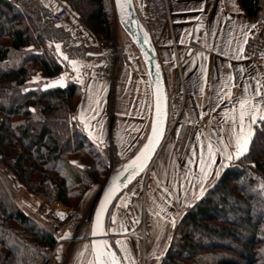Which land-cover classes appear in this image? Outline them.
I'll list each match as a JSON object with an SVG mask.
<instances>
[{"label": "trees", "instance_id": "1", "mask_svg": "<svg viewBox=\"0 0 264 264\" xmlns=\"http://www.w3.org/2000/svg\"><path fill=\"white\" fill-rule=\"evenodd\" d=\"M61 1L95 39L114 37L113 0ZM238 1L264 25V0ZM54 12L44 0H0V155L30 193L50 205L79 208L92 185L106 181L110 157L117 165L128 158L112 154L109 147L98 148L82 130L76 115L82 100L78 82L43 87L68 69L55 50L57 43L69 58L99 52L74 43L72 30ZM33 76L42 77V85L30 86ZM254 128L249 152L184 209L165 254L154 264H264V125ZM75 156L85 166L76 168L71 161ZM57 230V224L20 205L13 180L0 169V264H49ZM111 244L121 254L114 239Z\"/></svg>", "mask_w": 264, "mask_h": 264}, {"label": "crops", "instance_id": "2", "mask_svg": "<svg viewBox=\"0 0 264 264\" xmlns=\"http://www.w3.org/2000/svg\"><path fill=\"white\" fill-rule=\"evenodd\" d=\"M134 2L138 15L145 18V0H134ZM169 2L172 14V33L169 30L166 31L165 45L158 49V54L168 84L170 113L174 110L178 116H184L186 124L182 127H187V131L190 133L186 140V146L190 148L193 145L194 148L200 150L197 144V133H201V140L206 141L210 137L215 143L216 137L219 135L227 141L230 125L223 115L224 109L228 108L231 111L235 101L242 95L244 83L251 82L254 86L253 78H255L264 84V56L257 62L246 59L244 52L240 54V59L235 58L240 45L245 46V33H247V40L251 35L264 37V25L259 20L250 18L238 0H169ZM46 3L50 7H53L52 5L55 3L65 5L61 0H49ZM70 19L73 22L71 26L77 30L81 29L79 35H84L82 31L86 33V37L80 38L75 43L84 42L96 49V47H100L99 43L105 42V40L100 42L95 39L76 15L73 14ZM117 30L121 35V30ZM172 39L176 43V47L171 45ZM194 41L199 42L200 47H192ZM126 50L128 52L126 55H121L116 59L115 78L112 82L96 80L92 74L91 67L99 57L97 51L87 52V56L84 58H69V60H77L81 73L86 74L83 75L84 83L78 82L82 88V100L76 112L79 120L82 106L87 108L89 104L87 85H93L91 94L94 98L96 89H102L99 98L100 115L90 123L97 129V132L93 133L94 136L98 134L102 125L103 147H109L112 154L121 152L128 142L138 147L143 140L145 141V134L149 132L152 120L153 92L145 63L135 45H127ZM61 52L66 54L63 50ZM224 52H227L228 55H223ZM197 53H203L207 59ZM60 59L68 65V69L63 72L68 74L64 81L65 85L68 80H74L71 77H75L77 73L63 57L60 56ZM202 64L207 66L206 74L201 72ZM241 70H243V75H241ZM228 74L233 77L228 82L234 93L231 102L227 99L224 101L216 99L219 91L217 86L223 88L225 93L228 91V88L221 83V80H227ZM200 85L203 86V91H201ZM201 105L203 107H200ZM217 105L220 106L217 107ZM213 108L215 111H212ZM201 112L204 113L203 116H201ZM81 123L83 124L82 121ZM137 128L139 133L136 131ZM221 128L224 129L223 132L220 131ZM164 148L160 150L155 161L159 160ZM132 151H126L122 158L129 159ZM178 160L180 164L175 159L167 170L168 173L171 172L172 177L164 180L162 175L156 176L155 181L161 180L163 183L154 182L151 186L152 194L159 196L158 204L154 205L158 206L159 203L163 204L164 202L167 204L166 200L171 199L172 203L167 206H171V210H173V205L177 201L175 196H183V192L178 194L179 185L172 188L169 183L170 180L174 183V165L179 169L176 182L180 184L184 179L182 157ZM218 162L219 157H217ZM191 168L194 171V168ZM165 187L173 192L172 197H167V194L164 193ZM132 189L124 190L116 200L115 206L123 204L121 197H126L125 193L132 192ZM98 190L97 186L90 192V196L89 192L86 195L84 206L87 208V213H89L95 195H98L96 194ZM127 196L134 197V195ZM169 211L170 209H168ZM122 220V217L118 218L116 225L118 226ZM85 222L86 225L90 224L88 218ZM109 235L111 238L119 236L112 232ZM84 243L86 242H79L75 245L81 247ZM86 255L89 256L88 250H86ZM125 264L128 263L125 261Z\"/></svg>", "mask_w": 264, "mask_h": 264}, {"label": "snow or ice", "instance_id": "3", "mask_svg": "<svg viewBox=\"0 0 264 264\" xmlns=\"http://www.w3.org/2000/svg\"><path fill=\"white\" fill-rule=\"evenodd\" d=\"M128 0H116V6L118 8L125 7ZM199 19V18H198ZM59 26V25H57ZM255 27V25H252ZM147 36V34H145ZM247 42V33H245V43ZM145 43H148V40L145 39ZM209 47H211L209 45ZM61 45L57 43L55 45L56 52L63 57L65 61L68 62L69 65L76 71L77 75L75 77H71V79L76 80L77 82L83 84V75L80 71L79 62L77 60H69V57L61 52ZM244 52L243 45H240L239 52L236 55V59H240V54ZM223 55H228L227 52L222 53ZM204 59L207 57L203 56V53H197ZM201 72H207V66L201 65ZM67 72L62 73L60 77L52 82V85L45 82L43 87L45 89L50 86H64L65 78L67 77ZM95 74L93 73V76ZM241 75H243V70H241ZM157 77H159V66L157 65ZM233 79L231 74H228L227 80H221V83L228 88L227 93L224 92L223 88L219 86L218 93L216 99L220 101L228 100L232 101L234 93L232 92V88L229 85V81ZM32 80L35 82L39 80L38 76H33ZM254 86L251 82H245L243 85V91L240 98L235 101V104L231 111L228 108L224 109L223 115L226 118V122L229 123L228 130V139L227 141L223 136H217L215 143L212 142L209 137L206 141L201 140V133H197V144L200 147V151L197 153L195 150L192 151L191 156L188 158L187 163L184 164L183 176L184 181L187 184L185 187L184 183L179 184L180 190L184 193L183 200L184 206H191L196 201H199L207 192L208 188L214 185V182L220 177L222 171L235 162V160L244 157L245 154L249 152V145L253 139L255 134L254 125L257 123L264 125V84L261 83L260 80L253 78ZM201 91H203V86L200 85ZM239 87V86H237ZM89 95H88V107L84 108L82 106V111L80 113V120L83 122L82 130L87 133V135L92 139L93 143L98 148H103L104 139H103V127L101 125L99 132L97 135H93V133L97 132L96 126L92 125L90 122L96 119L97 116L100 115V93L102 89H96L95 98L93 97L92 88L93 85H87ZM29 89L25 88L24 91H28ZM162 98L163 94L160 89L159 80L157 79L156 85V115L155 118L151 121V132L146 133V142L142 143V146L139 147V151L136 152L133 159H131L127 164H122L120 166L119 171H114L110 176V183L107 185L103 192L102 198L99 200L98 206L95 208L94 219L91 223V231L90 235L95 236H103L106 235L107 232L117 231L116 221L118 219L116 212H112L109 216V220L112 223V227L106 228L105 225V213L109 211V204H111L112 198L116 195L117 192L120 191L122 187H126L131 181L136 180L137 177L141 175V173L145 172L149 167V161L154 158L153 154L156 153L157 146L160 145L161 138L164 133V128L162 127L163 118L166 113L162 106ZM220 105H217L219 107ZM200 107H203L201 105ZM35 111V109H32ZM215 111V108L212 109ZM95 113V115H93ZM123 115V113H121ZM204 113L201 112V116ZM76 119V117H73ZM99 123V122H98ZM136 131L139 133V129ZM221 132L224 131L223 128L220 129ZM137 145H133L131 142H128L125 145V148L122 149L121 152L117 153V155L123 157L126 151H132L136 148ZM196 157L197 159H193ZM217 157H219V162L217 163ZM198 160V163H197ZM73 164L76 162L73 161ZM196 163L198 171H193L190 167L192 164ZM81 167H83L81 165ZM176 171H179L177 166H173ZM176 171L173 172V177L175 178ZM153 175H158V173L154 172ZM165 175L167 172L165 170ZM120 177H125L124 180H120ZM119 181V183H117ZM157 184H162L163 181L157 180ZM142 183V181H141ZM172 188H176L177 184L172 183L170 180ZM261 187L264 188V183L261 184ZM164 193L167 194V197H172L174 194L170 191L169 188H164ZM135 188L130 193H126V195H135ZM87 195V194H86ZM125 197H121V203L124 202ZM175 199L177 201L181 200L180 196H176ZM167 204H171L172 200L167 199ZM37 203H39L37 201ZM119 209L120 205L116 206ZM160 209V212H166L167 209L160 205L157 206ZM160 212L154 213L159 216ZM57 215L61 220L64 219L63 212H57ZM133 223H139V219H134ZM172 227L176 225V219L173 216L170 220ZM161 234L164 233V225L162 223L157 225ZM119 230L127 231L128 229L125 227L124 223L121 221L118 225ZM71 237V232L65 231L63 235H57V240H63ZM159 239V236L157 237ZM173 239L171 235H168L167 240L170 242ZM116 245L119 248V252L122 255H118L116 251H113L112 245L109 244L108 239H92L89 243H84L81 246L82 250H78L76 252V257L83 261L85 250L90 251V255L87 258L86 264H122V261H128L129 264H135V261L132 260L131 250L128 247L127 241L124 238L117 239L115 241ZM61 247L59 246L56 249L57 259H60L59 253L61 252ZM167 250V244H165V249L161 250L159 256H157V260L160 259L165 254ZM155 255V251L152 253Z\"/></svg>", "mask_w": 264, "mask_h": 264}, {"label": "rangeland", "instance_id": "4", "mask_svg": "<svg viewBox=\"0 0 264 264\" xmlns=\"http://www.w3.org/2000/svg\"><path fill=\"white\" fill-rule=\"evenodd\" d=\"M44 1L49 2V0H44ZM52 6L54 11H56L62 5L61 3H55ZM73 14L75 15V13H73L71 10V15L68 18H66L65 21L61 22V25L66 26L72 30L75 40L74 43H75L77 40H80V38L86 37V33L82 31V34L84 35H79L78 33L80 32L81 29L77 30L76 28L71 26L73 22L70 21L72 20L70 18L72 17ZM139 17L142 23L145 25L144 18L142 16ZM117 29L121 30L120 31L121 35L118 34ZM98 41L101 42L104 40L98 39ZM130 44L134 45L133 42L130 40L129 36L127 35V33L123 30V28L120 26V24L117 21L115 23L114 37L110 40H105V42L101 44L99 43L100 47L99 48L96 47V49L100 50V48H105L115 53L117 59L121 55H126L128 53L126 50V46ZM102 61L103 60L99 56L91 67L92 74L94 67L98 64H101ZM38 77L39 80L35 82L32 80V82H30V86L38 85V83L41 80H43L42 77L40 76ZM94 78L96 80L101 81V79H98L95 76ZM55 80L52 79L47 83L52 85V82ZM40 83L42 85V82ZM185 124L186 122L184 121V116H178L174 112V110L172 111V113H170V108H169V125L167 132L168 137L162 146V148L163 147L165 148L161 152L159 160L157 159L158 161H154L152 167L148 171L140 175L130 186H128L125 189L126 191L127 190L130 191L131 188L133 189L135 188L136 192H138L137 193L138 196L135 194L133 198H130L126 195V193L129 192H126L125 193L126 197L124 199V202L123 204H119L120 205L119 209H117V207L114 205L116 204L117 201L113 204L114 207L112 209V212H116L118 218L121 217L123 218L122 222H124V225L128 224L127 226H125L128 230L126 232L119 230L117 226V231H114L112 233L119 234V236L117 238H111L109 236L107 239L110 244H111V239H114L115 241L120 238L126 239L128 247L131 250L132 260L135 261V264L155 263L157 256H159L160 251L165 249V244H167L168 247L169 242L167 240V237L168 235L172 234V230H173V227L170 223L171 218L174 216L177 221L183 214L184 209L188 207V206H184V200H183L184 194H183L181 200L176 201L175 203L173 202L174 203L173 210H171V206L169 205L167 206L165 202L163 204L159 203L160 206L165 207L167 209L166 212H160V209L156 205H154L157 203L159 196L157 194L155 195L154 193L152 194L151 191L152 184L156 182L155 181L156 176L162 175L164 180L168 179L169 177H172L171 172L168 173L167 170L169 169V167L171 166V164L174 162L175 159H177L178 164H180L178 159L182 157L181 162L184 165L187 163V160L191 156L193 150H195L197 153L200 151L199 149L194 148L193 145H191L190 148H187L186 140L190 135V133L189 131H187V127L186 128L182 127V125ZM193 159H197V158L193 157ZM113 160H114L113 157H110L109 171H108L109 173L120 165V164L117 165ZM71 161L76 162L74 164L76 168L78 167L81 168V165L85 166V162L79 157L76 156L72 157ZM190 167L194 168V172L198 171L196 163L192 164ZM0 169L8 176L9 179L13 180L17 192L18 201L25 210H27L31 214L42 217L46 220H51L52 222L57 224L58 226L57 235H63L65 231L71 232L70 238L58 240L49 264H86L88 258V256L86 255V250L83 261H81L76 257V252L82 249L81 247H77L75 244L76 243L78 244L79 242L81 243L86 242L90 244L92 216L104 183L102 185L93 184L90 190L88 191L90 196V192L96 189L97 186L99 187V190L96 193L98 195H95L93 204L89 208L90 209L89 213H87L86 206L83 207L82 205H80L79 208H74V207L66 206L61 202H57L55 204L50 205L45 203L42 197H38L30 193L23 185L19 183V181L15 177V174L1 161V155H0ZM165 170L167 172V175H165ZM174 171L176 170L173 167V172ZM154 172L158 173V175H153ZM178 174L179 171H176L175 178L173 177V181L177 185H179L178 182H176V180L178 179L177 176ZM180 183H184L185 187H187V184L184 181V179ZM179 193L182 194V191L180 189L178 194ZM37 201L39 203H37ZM131 204L133 205L130 206ZM168 209H170L169 212ZM57 212H64L65 215L63 220L60 219V217L57 215ZM157 212H160L159 216L154 214ZM87 218L89 219V223H90L89 225H86L85 222ZM136 218L139 219V223H133L134 219ZM160 223L164 225L163 234L160 233L159 228L157 226ZM144 224H146L145 228H144ZM142 231H144L145 236L141 235ZM108 233L110 234V232ZM123 233H128V234H123ZM158 236L159 239H157ZM58 245L62 246L61 252L59 253L60 259H57L56 249ZM154 251H155V255H152ZM88 254L90 255V251H88ZM126 263L129 264L128 261H126Z\"/></svg>", "mask_w": 264, "mask_h": 264}, {"label": "water", "instance_id": "5", "mask_svg": "<svg viewBox=\"0 0 264 264\" xmlns=\"http://www.w3.org/2000/svg\"><path fill=\"white\" fill-rule=\"evenodd\" d=\"M113 4H114L118 23L123 28V30L127 33V35L129 36V38L133 42V44L137 47V49L140 52L141 57L145 63V66H146V69H147V72H148V75L150 78V82H151L152 92H153L152 119H154L155 115H156L157 79L159 80L160 89H161L162 94H163L162 106H163V109L166 113L165 117L163 118V124H162V127L164 128V133H163V136L161 138L160 145L157 146L156 153L153 154L154 158L149 161V167L146 170V171H148L151 168L152 164L154 163L159 151L161 150V148H162V146L166 140V136H167V132H168V125H169V89H168V84H167L165 72L163 70L162 63H161V60H160V57L158 54V49L154 45V43L150 37V34L146 29V26L142 23L139 15L137 13L134 0H128L125 7L123 8V10H121V8H118L116 6V0H113ZM145 34H147V36H145ZM145 39L148 40V43H145ZM157 65L159 66V77H157ZM150 132H151V126H150L148 133H150ZM144 142H146V139ZM137 151H139V149ZM136 152L129 159L122 162L116 169H114L113 171H111L109 173V175H108V177H107L106 181L104 182V185L101 189V192H100V195H99V198H98V201H97L95 208L98 206L99 200L102 198L105 188L111 182L110 176L113 174L114 171H119L120 166L122 164H127L131 159H133ZM143 173H141V175ZM124 179H125V177H120L121 181ZM134 181L135 180L131 181L126 187H122L120 189V191L117 192L116 195L112 198L113 202L111 204H109V206H108L109 211L105 213V225H106L107 218H108L111 207L116 202L118 197L124 192V190L128 186H130ZM117 183H119V181H117ZM95 208H94V212H93V216H92V221H93L94 215H95ZM109 236L110 235L108 232L106 235H103V236L93 237L90 235V241L92 239H107ZM110 245H112V244H110ZM112 247H113V251H116V249L114 248L113 245H112ZM117 254H118V252H117ZM122 264H124L123 261H122Z\"/></svg>", "mask_w": 264, "mask_h": 264}, {"label": "built area", "instance_id": "6", "mask_svg": "<svg viewBox=\"0 0 264 264\" xmlns=\"http://www.w3.org/2000/svg\"><path fill=\"white\" fill-rule=\"evenodd\" d=\"M146 29L157 49L165 45V33L169 30L172 33V14L169 0H145ZM71 15V10L66 5H62L54 12V17L58 22L65 21ZM171 45L176 47L173 41ZM192 47H200V43L194 41ZM99 56L103 60L101 64L94 67V76L98 79L112 82L115 78L116 55L115 53L100 48ZM244 56L248 60L257 62L264 56V37L251 35L244 46Z\"/></svg>", "mask_w": 264, "mask_h": 264}, {"label": "bare ground", "instance_id": "7", "mask_svg": "<svg viewBox=\"0 0 264 264\" xmlns=\"http://www.w3.org/2000/svg\"><path fill=\"white\" fill-rule=\"evenodd\" d=\"M144 234H145L144 231H142V232H141V235L144 236Z\"/></svg>", "mask_w": 264, "mask_h": 264}, {"label": "flooded vegetation", "instance_id": "8", "mask_svg": "<svg viewBox=\"0 0 264 264\" xmlns=\"http://www.w3.org/2000/svg\"><path fill=\"white\" fill-rule=\"evenodd\" d=\"M119 255H121V254H119ZM124 262V264H125V261H123Z\"/></svg>", "mask_w": 264, "mask_h": 264}]
</instances>
